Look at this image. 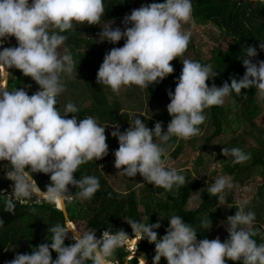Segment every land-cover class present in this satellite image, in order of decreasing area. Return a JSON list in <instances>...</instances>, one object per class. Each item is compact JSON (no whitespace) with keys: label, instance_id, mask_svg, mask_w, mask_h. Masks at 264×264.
<instances>
[{"label":"clouds","instance_id":"clouds-1","mask_svg":"<svg viewBox=\"0 0 264 264\" xmlns=\"http://www.w3.org/2000/svg\"><path fill=\"white\" fill-rule=\"evenodd\" d=\"M192 11V0L144 4L124 17L125 28L121 30L113 29L111 21L101 24L104 0H31V4L29 0H0V45L10 36L18 42V46L0 50V161L10 162L5 166V178L13 182L12 194L0 195L4 212L14 215L16 202L24 204L33 200V195L35 203L46 202L61 210L72 199L69 185L79 190L77 195L81 200L91 199L101 187L96 176L74 178L82 164L108 155L105 132L109 125H100L92 116L67 118L68 114L79 111L71 102L66 105L64 115L57 109L56 98L65 91L64 77H70L76 70L71 50L58 51L67 39L61 33L72 29L75 21L100 25L103 41L115 44L125 40L122 47L105 54L97 72L98 84L119 93L123 86L147 88L174 72L171 62L184 54L190 42L191 32L182 25L190 21ZM259 48L264 50V42ZM257 55L255 47L244 49L246 57ZM181 61L183 68L175 90L168 91L171 102L167 110L172 119L167 132L163 131L161 122L150 129L140 117L123 132L119 125L113 124L116 130L111 132L119 141L114 153L118 173L130 178L140 174L148 184L169 192L174 186L185 185L186 177L181 174L183 170L167 166V150L162 143L154 142V137L166 144L173 136L188 140L200 135L199 126L206 120L204 110L223 106L233 92L241 96L242 89L254 87L264 99V60L253 63L252 59L243 58L246 68L243 77L232 78L230 84L225 82L222 87L215 84L209 87L206 83L218 75L212 65L191 59ZM12 68L30 76L39 90L32 95L22 88L9 91L7 78L11 74L6 69ZM243 97L246 99L247 95ZM232 103L235 105L234 100ZM222 152L233 158L234 165L251 158L250 153L239 147H225ZM34 173L50 174L51 183L46 191L38 186ZM214 180L215 183L208 184L207 192L225 205L223 193L235 186L228 176H217ZM247 203L237 202L235 215L227 217L229 236L224 242L219 237L198 241L196 229L178 215L168 219L166 234L159 239L154 231L161 227L159 222L146 224L125 219L134 238L120 229L106 230L98 239L96 232L78 231L65 215L63 224L49 227L52 235L47 239L51 243L34 247L31 254H16L6 264H113L111 258L118 248H131L142 239L155 244L153 264H159L162 257L167 264H227V260L264 264V243L258 245L252 238L257 234L251 227L255 213L245 210ZM4 224L0 218V227ZM201 227L211 228L212 221L210 224L205 219ZM70 230L75 243L66 246ZM51 250L57 253L56 259L52 258ZM137 258L139 255L133 260ZM128 259H132L130 253Z\"/></svg>","mask_w":264,"mask_h":264},{"label":"trees","instance_id":"trees-1","mask_svg":"<svg viewBox=\"0 0 264 264\" xmlns=\"http://www.w3.org/2000/svg\"><path fill=\"white\" fill-rule=\"evenodd\" d=\"M156 3H163L165 0H156ZM106 6L104 17L107 19H119L128 15L131 10H134V0H104ZM146 4L153 3L151 1L145 2ZM193 5V17L197 24H209L214 23L225 34L227 38H231L234 43L229 46L227 50L217 49L214 51L212 59L209 63L213 65V71L218 75L213 79L207 81L209 87L215 84L218 87H222L225 82L231 83L232 78L237 80L241 79L246 72V68L243 65V58L252 59L253 63H258L264 60V50L259 48L264 40V1L262 0H192ZM257 24V25H255ZM67 36L65 42L70 46L71 53L76 54L80 49L82 41L78 40L76 34H71L68 30L65 33H61ZM74 44V45H73ZM18 46V45H15ZM10 47H14L13 45ZM247 47H255L258 55L253 58L244 56V49ZM107 50H88L85 53L78 52L76 54L80 70H82L85 76V82L92 92V98L98 107V112L101 113L102 118H112L113 122H116L118 115L120 114L119 104L115 102L113 106L109 107L108 91L115 93L106 86H102L97 83V72L103 63ZM80 62V63H79ZM174 72L169 74L159 83H152L147 88H144L147 92L145 96L149 101H164L166 99V92L173 90L176 87V80L181 74V67L178 65L173 66ZM12 78L10 82V89H23V83L27 76L23 75L19 69L12 68ZM16 73V76L13 75ZM242 94L247 95L245 99L243 95L238 96L233 92L229 98L235 101V105L231 102V107L225 106H212L210 111L214 124L217 129L210 137V140L216 139L223 135L225 130L232 127V123H239V127L245 126L248 123H254L263 112L264 99L262 102L257 100L256 89H242ZM75 115L78 119L88 117L86 112L78 111ZM73 115H69L72 118ZM121 115V114H120ZM235 116L236 118H234ZM126 120L125 126L130 125L131 120L134 122L136 117H140L150 128L154 126L152 120L143 114H136L135 117H131L128 113L123 114ZM131 119V120H130ZM242 124V125H241ZM123 127V126H122ZM121 127V128H122ZM201 134L204 131V126L201 124ZM226 127V128H225ZM152 129V128H151ZM116 130V129H115ZM199 136V135H198ZM195 136V137H198ZM187 140H179L173 136L167 142L168 147H172L174 144L178 145L173 154L178 156L184 146V142ZM173 142L172 144H170ZM171 145V146H170ZM242 147L235 141L230 140L224 145V148ZM111 152L107 156L102 158V165L97 160L89 161L82 164L79 174L75 173L74 178L79 180L81 176L91 175L96 176L100 181V189L95 193L91 199H84L80 204L77 192L79 191L75 186L69 185V193L72 194L73 201L68 202V211L70 218L74 224L79 225L80 222H86V225L96 235L101 238L102 232L106 230L118 231L120 229L125 230L130 238H134V233L131 226L125 219H133L138 222H142V214L140 207L143 205L146 211V215L149 216L148 223L161 222L160 216L157 210L150 204V200L143 194L140 196L136 185L138 183L145 185L143 191L150 184L144 181L140 174L136 177L130 178L133 184H131L125 191L121 192L114 188L109 183V178L112 175L111 167ZM231 161V164L227 166L229 173L234 174L236 178H239L240 174L247 172L254 166L260 167V175L263 177V184L261 186V196L264 198V144L261 150L252 155L248 161L241 164H233L232 157L226 158ZM254 161V162H253ZM226 162V161H225ZM102 167V169H101ZM105 171V175H103ZM236 173V174H235ZM107 174V175H106ZM38 185L46 191V186L51 183L50 174H45L49 178L48 182L42 176V173L33 174ZM12 181L5 178L0 174V195H3V190L10 188ZM194 186L185 185L181 187H175L171 192L167 191L169 201L158 207L159 210L165 211L166 229L169 227V218L173 215L182 217L185 223L192 224L197 231V240L207 238L209 240L216 239L215 235L211 232L210 227H201V222L207 219L211 224V221H215L217 214L213 213V210L219 207L220 203L217 196H210L207 192V187L204 192L203 201L197 210H188L187 204L194 191ZM36 197V196H35ZM35 199L27 201L24 204L16 202L15 214L4 212V200L0 198V218L5 221L3 227H0V255L6 253L9 248L19 246L21 243L36 238L37 232L42 227H49L56 225L57 223H64L65 213L57 209L51 204L46 202L35 203ZM228 216L235 215L236 206H229ZM50 211V214L47 212ZM257 222H255L256 224ZM256 235L252 238L259 245L264 243V233L261 227L256 224L251 226ZM159 233V229H154ZM49 232V231H48ZM49 232L48 238H51ZM159 239V236H158ZM141 241V240H140ZM133 244L130 250H136L138 244ZM42 243H51L47 238L43 241H36L32 243V246L22 251L20 254H31L34 247H38ZM75 241L72 239H65V245H72ZM140 251L144 253L155 252V244L150 243L147 239H142L140 245ZM52 258H57V253L51 250ZM138 254L137 252L132 253ZM130 255V256H131ZM129 254L126 248H118L114 256L111 258L113 262H120V264H126ZM14 259V258H13ZM12 260V259H11ZM10 261V260H9ZM135 264H138V260H133ZM6 264V263H4ZM91 264V262H89ZM117 264V263H116ZM227 264H242L241 261L227 260Z\"/></svg>","mask_w":264,"mask_h":264},{"label":"rangeland","instance_id":"rangeland-1","mask_svg":"<svg viewBox=\"0 0 264 264\" xmlns=\"http://www.w3.org/2000/svg\"><path fill=\"white\" fill-rule=\"evenodd\" d=\"M149 1L155 2L156 0H134V9L140 8L142 5L146 4L145 2ZM29 4H31V2ZM106 6L107 5L104 3V8H106ZM193 16L194 15L192 12L190 21L183 23L182 25L185 31L191 32V38L187 50L181 57L176 58L171 62L172 66L178 65L181 67V69L183 68L181 60L183 59H191L204 65H212V63L209 62L212 59L214 51L217 49L227 50L229 46L234 43V41L231 38H227L214 23L199 25L195 22ZM123 20L124 18L107 19L103 16L101 19V24H103L105 21H111L114 22L112 25L113 29L120 27L121 30H124ZM69 31L71 34H76L78 36L77 39L82 41L81 47L76 52V54L78 52L85 53L88 50H107L109 52L112 48L122 47L125 43L124 39L115 44L108 41H103V38L100 39V33L102 32V27L100 25H88L73 22V27ZM12 45H18V42L14 36L7 37L4 40L2 47L5 48ZM69 47L70 46L64 42L58 51L63 53V49H69ZM76 54L72 53L76 70L73 71L70 77H64L65 91L57 96L56 107L60 113L64 115L66 105L71 102L77 106L79 111L86 112L88 117L92 116L96 118L100 125H109L105 134L107 137L106 143L108 144L109 150L111 152L110 169L112 171V175L108 181L118 191L123 192L131 184H133V182L125 175L119 174L118 172L120 170L114 166V153L119 148V141L118 138H115L111 135V132L115 130L113 124L119 125V130L123 132L131 127V124L125 126L126 120L124 117H122L123 114L128 113L131 117H135L136 114H144L152 120L154 125L151 126L152 129H154L157 122H161L163 125V131L166 133L168 124L172 119L167 110V105L171 102L170 97L166 92L167 96L164 101H149L145 96L147 91L144 90V88H141L137 85L123 86L119 93H110L108 91V103L110 104L109 107L113 106V104L117 102L119 104V108L121 109V115H118L116 122H113L112 118H102L101 113L98 112V107L92 98V92L85 82V76L82 70L78 69L79 64ZM8 86V90L12 91L10 89L11 87L9 81ZM106 87L109 88L108 86ZM23 89L27 91L29 95H32L35 91L39 90V85L30 76H27L23 83ZM174 90L175 89L172 91L174 92ZM257 100L262 102L263 99H261L257 94ZM231 102L232 98L227 97L223 106L231 107ZM73 114L75 113L68 114L67 118H70L69 115ZM204 114L206 116V120L202 124L204 126V131L198 137H192L184 142L181 153L176 157L173 152L179 144H174L170 148L168 147L167 143L163 144L159 138L154 137V142L162 143V146H164L167 150V155L165 157L167 166L174 167L178 170H183L181 174L185 175L186 177L185 183L195 187L187 204V209L194 211L200 207L206 187L210 183H215L214 178L217 176H228L231 178L235 187L232 190H226L223 193V195L226 197V204H220L217 209L213 210L212 214H217V218L214 222L212 221V227L210 228L211 232L216 238L219 237L221 242H224L229 236V233L226 229L228 226L226 222L228 217L227 208L229 206H236L237 202L247 201L248 203L245 210L255 213V220L253 221L252 225L258 224L264 233V198H262L260 195L261 186L263 184V177L260 175L261 166H254L247 172L240 174L239 178H236L234 174L229 173L227 166L231 164V161L227 160V156L223 155L222 152L224 145L230 140H235L246 153H250L251 158L254 153L261 150L264 144V108L262 114L254 120V123H248L245 126L239 127L240 122L236 123L231 121L232 123H235L229 128L231 130L229 131L226 129L223 135L213 139L212 141L210 140V137L214 134L217 127L214 124L209 108L204 110ZM233 117L236 118L235 116ZM131 123H133L132 120ZM172 143L173 142L170 144ZM98 161L102 165V159H99ZM9 163V161H0V174L2 176H5V166ZM81 169L82 167L80 166L77 170V174H79ZM104 172L105 171H103V173ZM105 173L103 175H105ZM42 176L45 181L48 182L49 178L46 177L44 173H42ZM144 187L145 185L138 183L135 188L139 191L140 196L144 194L150 200V204L153 206V208L157 210V213L159 214L157 216H160L161 220V227L159 228L158 236L161 238L166 234V218L165 211L159 210L158 207L169 201L168 194L165 189L155 188V186L152 184L148 186L145 192L143 191ZM33 199H36L35 195H33ZM72 201L73 197L70 202ZM79 202L81 204L83 200L79 198ZM140 212L142 214V222L147 224L149 216L146 215L143 205L140 207ZM47 213L50 214V211ZM255 222L257 223L255 224ZM75 225L78 231L81 233L91 230L86 225V222H80L79 225ZM48 234V228L42 227L37 232L36 238L27 240L21 243L19 246L11 247L6 253L0 255V264L6 263L7 261L13 259L16 254H20L22 251L29 249L32 246V243L45 240ZM71 237V232L69 231L67 238L71 240ZM96 237L99 239L97 235ZM139 256L143 257L147 261V264H153V259L155 256L154 251H151L148 254L141 252V255ZM131 257L134 256L131 255ZM131 264H135V262H131ZM159 264H167L166 258L162 257Z\"/></svg>","mask_w":264,"mask_h":264},{"label":"built area","instance_id":"built-area-1","mask_svg":"<svg viewBox=\"0 0 264 264\" xmlns=\"http://www.w3.org/2000/svg\"><path fill=\"white\" fill-rule=\"evenodd\" d=\"M133 10H131L130 12H129V14L128 15H130L131 14V12H132ZM126 16V15H125ZM124 28H125V26H124ZM3 195H11L12 194V190H11V187L10 188H6L5 190H3ZM104 232V231H103ZM102 232V233H103ZM140 245H141V241H140V244H138L137 245V247H136V250H130L129 248H126L128 251H129V253H130V255L132 254V253H135V252H137L138 253V255H141V251H140ZM123 248V247H122ZM129 257V256H128ZM133 257H132V259L131 260H129L128 258H127V261H129V262H131V261H133ZM138 259V261H139V264H141L142 262L140 261V259L139 258H137ZM117 264H120V262H116Z\"/></svg>","mask_w":264,"mask_h":264},{"label":"water","instance_id":"water-1","mask_svg":"<svg viewBox=\"0 0 264 264\" xmlns=\"http://www.w3.org/2000/svg\"><path fill=\"white\" fill-rule=\"evenodd\" d=\"M9 72H10V74L11 75H9V84H10V77L12 76V72H11V69H9ZM13 75H15L16 76V73H14ZM9 87V86H8ZM33 178H34V176H33ZM35 179V178H34ZM64 213H65V215H67L68 216V218L69 219H71L70 218V214H69V211H68V205H67V202H66V204H65V208H63V209H61ZM75 225V224H74ZM76 226V225H75ZM77 228V227H76ZM78 230V229H77ZM70 232H71V236L73 235V232L70 230ZM199 241V240H198ZM126 264H128L127 262H126Z\"/></svg>","mask_w":264,"mask_h":264},{"label":"bare ground","instance_id":"bare-ground-1","mask_svg":"<svg viewBox=\"0 0 264 264\" xmlns=\"http://www.w3.org/2000/svg\"><path fill=\"white\" fill-rule=\"evenodd\" d=\"M31 2V0H29V3ZM0 50H3V47H2V45H0ZM6 71H8L9 72V69H6ZM8 80H9V76H8V78H7ZM7 88H8V82H7ZM38 184V183H37ZM39 186V185H38ZM40 187V186H39ZM41 188V187H40ZM41 190L43 191V189L41 188ZM63 208H65V206L63 207ZM132 256H134L133 258H136V257H138V255L137 254H133ZM139 259H140V261L142 262L141 264H147V261L143 258V257H141V256H139ZM113 264H115V263H113Z\"/></svg>","mask_w":264,"mask_h":264},{"label":"crops","instance_id":"crops-1","mask_svg":"<svg viewBox=\"0 0 264 264\" xmlns=\"http://www.w3.org/2000/svg\"><path fill=\"white\" fill-rule=\"evenodd\" d=\"M75 22V21H74ZM144 115V114H143Z\"/></svg>","mask_w":264,"mask_h":264}]
</instances>
